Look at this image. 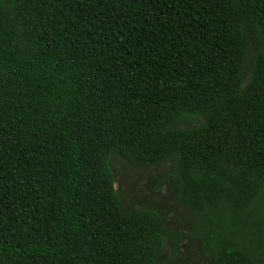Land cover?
<instances>
[{"label":"trees","instance_id":"trees-1","mask_svg":"<svg viewBox=\"0 0 264 264\" xmlns=\"http://www.w3.org/2000/svg\"><path fill=\"white\" fill-rule=\"evenodd\" d=\"M114 155L166 167L186 234L124 207ZM165 238L264 264V0H0V264H171Z\"/></svg>","mask_w":264,"mask_h":264},{"label":"rangeland","instance_id":"rangeland-1","mask_svg":"<svg viewBox=\"0 0 264 264\" xmlns=\"http://www.w3.org/2000/svg\"><path fill=\"white\" fill-rule=\"evenodd\" d=\"M110 163L115 180L114 187L124 207L133 209L161 208L167 212V228L179 235L186 234V227L192 221L191 215L184 208L174 205L164 188L159 193H154L151 189L152 180L166 170L164 165L135 166L115 155L111 157ZM182 244H186V240ZM181 246L180 255L176 258L172 255L167 238H165L161 253L163 259L171 264H206L197 242L191 241L184 248Z\"/></svg>","mask_w":264,"mask_h":264}]
</instances>
